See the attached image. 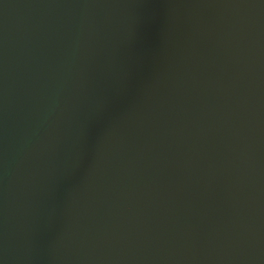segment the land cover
I'll use <instances>...</instances> for the list:
<instances>
[{
  "label": "water",
  "instance_id": "1",
  "mask_svg": "<svg viewBox=\"0 0 264 264\" xmlns=\"http://www.w3.org/2000/svg\"><path fill=\"white\" fill-rule=\"evenodd\" d=\"M0 264H264V0H0Z\"/></svg>",
  "mask_w": 264,
  "mask_h": 264
}]
</instances>
